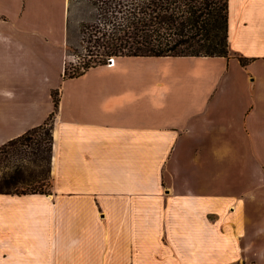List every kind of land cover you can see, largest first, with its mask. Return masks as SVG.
Returning a JSON list of instances; mask_svg holds the SVG:
<instances>
[{
    "label": "crops",
    "instance_id": "crops-1",
    "mask_svg": "<svg viewBox=\"0 0 264 264\" xmlns=\"http://www.w3.org/2000/svg\"><path fill=\"white\" fill-rule=\"evenodd\" d=\"M67 8L0 0V146L54 111L50 193H0V264H264V0H229L228 56L73 77Z\"/></svg>",
    "mask_w": 264,
    "mask_h": 264
},
{
    "label": "trees",
    "instance_id": "trees-1",
    "mask_svg": "<svg viewBox=\"0 0 264 264\" xmlns=\"http://www.w3.org/2000/svg\"><path fill=\"white\" fill-rule=\"evenodd\" d=\"M72 2V0H70ZM76 1V0H75ZM93 17L83 23L86 61L65 77L107 64L115 56H228L229 0H85ZM69 11V6H68ZM93 48V49H92ZM245 64L248 59L239 56ZM55 109L58 90L52 93ZM53 116L0 146V193H50ZM28 160L32 166L18 163ZM17 162V163H16ZM50 183H47V185ZM21 186V190L19 189ZM51 187V186H50Z\"/></svg>",
    "mask_w": 264,
    "mask_h": 264
},
{
    "label": "rangeland",
    "instance_id": "rangeland-1",
    "mask_svg": "<svg viewBox=\"0 0 264 264\" xmlns=\"http://www.w3.org/2000/svg\"><path fill=\"white\" fill-rule=\"evenodd\" d=\"M52 8L49 10L51 12V18L53 20H58V13L59 9L57 8V4L51 3ZM68 6H69V11L67 8V17H66V23H67V60L65 64V68L68 69V71H74L75 69L80 68L86 61L88 60H93L94 58L90 56L88 53L87 45L88 43L85 41L84 35H83V23L86 21H89L93 17V7L91 4L85 0H68ZM93 49V48H92ZM110 57H114V60L116 59L117 56L111 55ZM105 63H107V60H105ZM12 159H18V163L25 164L26 166L30 165V162L26 159L21 160L18 157H14ZM16 162V163H17ZM10 169V168H5V166H0V169ZM236 173V175L240 174L239 170H234L231 172V178L230 183H228L231 187L232 191H237L241 193L243 190L249 191V189L252 187V183L246 178H240L242 180H239L238 182L234 180L233 176ZM1 174V173H0ZM52 178V176H51ZM235 181V182H234ZM47 183H50L47 185ZM228 185V186H229ZM51 179L50 182H45V186L42 188L44 190L50 188L51 190ZM21 186H19L18 190L20 189ZM216 188H226L225 186H216ZM257 195L260 193L261 195V204L264 203V186L257 188L256 191ZM259 204L261 209H264V205L261 206Z\"/></svg>",
    "mask_w": 264,
    "mask_h": 264
},
{
    "label": "built area",
    "instance_id": "built-area-1",
    "mask_svg": "<svg viewBox=\"0 0 264 264\" xmlns=\"http://www.w3.org/2000/svg\"><path fill=\"white\" fill-rule=\"evenodd\" d=\"M114 57H109L107 64H114Z\"/></svg>",
    "mask_w": 264,
    "mask_h": 264
}]
</instances>
